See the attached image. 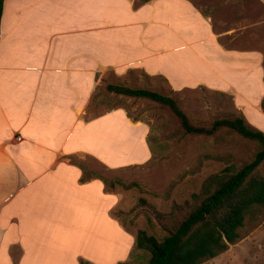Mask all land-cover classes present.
I'll use <instances>...</instances> for the list:
<instances>
[{"label":"crops","instance_id":"obj_1","mask_svg":"<svg viewBox=\"0 0 264 264\" xmlns=\"http://www.w3.org/2000/svg\"><path fill=\"white\" fill-rule=\"evenodd\" d=\"M136 1L4 0L0 264H46L56 244L44 241L57 242L46 237L56 236L65 206L94 190L125 237L124 259L115 264L129 259L130 235L111 214L119 197L99 178L81 182L85 169L72 160L91 157L121 169L153 159L150 128L124 108L86 117L109 71L141 70L167 80L173 92L207 88L229 95L247 123L264 133V53L223 44L192 0ZM96 127L102 149L108 136L115 159L99 154L100 138L90 136ZM81 258L75 256L76 264Z\"/></svg>","mask_w":264,"mask_h":264},{"label":"rangeland","instance_id":"obj_2","mask_svg":"<svg viewBox=\"0 0 264 264\" xmlns=\"http://www.w3.org/2000/svg\"><path fill=\"white\" fill-rule=\"evenodd\" d=\"M141 1L137 0L136 4ZM192 1L212 22L223 44L264 53V5L259 0ZM102 80L86 117L124 108L131 118L150 128L148 137L154 150L153 159L144 165L121 169H109L91 157L72 160L85 169L87 176L100 177L112 184L106 190L117 195L120 202L111 214L130 235L126 261L147 264L149 253L133 249L138 232L144 231L159 239L173 233L200 203L209 177L227 168L239 170L255 158L260 148L228 129L209 138L187 135L169 108L109 92L107 87L146 88L171 96L197 126H210L216 120L239 116L229 95L207 88L173 92L167 80L147 76L141 70L122 76L109 71ZM92 135L100 138L96 144V148L101 145L99 154L106 160L115 159L108 136L103 135L107 145L102 149L99 127L91 128ZM259 172L264 175V164ZM95 191L82 194L70 207L65 206L62 225L54 232L56 236L46 237L57 242L44 241L48 245L56 244L46 264H76L77 254L85 257L79 262L86 260L90 264H115L118 258L124 259L125 237ZM52 229L48 226L46 232ZM204 264H264V219L245 239Z\"/></svg>","mask_w":264,"mask_h":264},{"label":"trees","instance_id":"obj_3","mask_svg":"<svg viewBox=\"0 0 264 264\" xmlns=\"http://www.w3.org/2000/svg\"><path fill=\"white\" fill-rule=\"evenodd\" d=\"M3 6L4 0H0V21ZM107 89L118 95L145 99L169 108L187 135L209 138L228 129L238 137L257 143L260 148L255 158L239 170L227 168L209 177L200 203L173 233L159 239L144 231L138 232L133 249L149 253L147 264H204L237 245L261 225L264 219V175L259 169L264 164L263 132L250 126L242 115L216 120L210 126H197L171 96L146 88L120 85H109ZM262 106L264 109V101ZM92 178L95 177L87 176L85 171L81 182ZM96 178L104 182L106 189L112 187L106 180ZM80 264L90 263L81 260ZM119 264L134 263L125 261Z\"/></svg>","mask_w":264,"mask_h":264}]
</instances>
